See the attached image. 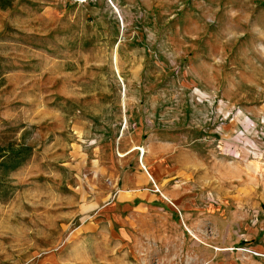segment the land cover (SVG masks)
<instances>
[{
    "label": "rangeland",
    "instance_id": "374dc122",
    "mask_svg": "<svg viewBox=\"0 0 264 264\" xmlns=\"http://www.w3.org/2000/svg\"><path fill=\"white\" fill-rule=\"evenodd\" d=\"M0 264H264V0H0Z\"/></svg>",
    "mask_w": 264,
    "mask_h": 264
},
{
    "label": "trees",
    "instance_id": "16d2710c",
    "mask_svg": "<svg viewBox=\"0 0 264 264\" xmlns=\"http://www.w3.org/2000/svg\"><path fill=\"white\" fill-rule=\"evenodd\" d=\"M14 158H11V162L8 164L9 168H13L17 163H19L21 161L20 160H13Z\"/></svg>",
    "mask_w": 264,
    "mask_h": 264
},
{
    "label": "crops",
    "instance_id": "0c3cea01",
    "mask_svg": "<svg viewBox=\"0 0 264 264\" xmlns=\"http://www.w3.org/2000/svg\"><path fill=\"white\" fill-rule=\"evenodd\" d=\"M138 171H139V170H138ZM139 174H140V176H142V173H141V172H140Z\"/></svg>",
    "mask_w": 264,
    "mask_h": 264
},
{
    "label": "built area",
    "instance_id": "2783aa9c",
    "mask_svg": "<svg viewBox=\"0 0 264 264\" xmlns=\"http://www.w3.org/2000/svg\"><path fill=\"white\" fill-rule=\"evenodd\" d=\"M143 168H145V167L143 166Z\"/></svg>",
    "mask_w": 264,
    "mask_h": 264
}]
</instances>
